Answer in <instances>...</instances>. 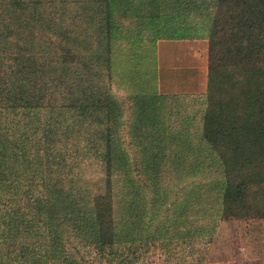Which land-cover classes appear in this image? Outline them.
Here are the masks:
<instances>
[{
    "label": "trees",
    "instance_id": "trees-1",
    "mask_svg": "<svg viewBox=\"0 0 264 264\" xmlns=\"http://www.w3.org/2000/svg\"><path fill=\"white\" fill-rule=\"evenodd\" d=\"M113 3L0 0V157L4 150L9 160L20 155L30 171L23 176L36 186L31 153L45 146V174L54 180L46 194L37 187L0 208V264H139L152 245L164 253L160 264L170 263L178 248L180 263L185 254L197 255L200 245H193L211 241L213 223L212 230L161 239L160 219L144 229L141 192L126 187L133 176L142 179L150 162L149 177L156 180L153 172L164 164L170 172L186 158L196 157L197 166L208 158L216 169L210 182L217 217L264 213V0H158L156 11L142 14L130 13L125 1L119 4L127 10L115 3L119 13L112 14ZM188 37L206 39L198 135L192 143L180 130L169 132L168 145L176 149L166 152L162 144V152H145L142 166L138 156L118 149L108 125L115 114L108 86L112 44ZM76 118L106 125L92 130L103 145L92 159L100 172L93 188L61 183L64 177L70 182L84 160L70 135ZM152 124L138 125L139 133L143 127L167 131ZM193 146L198 153L182 149Z\"/></svg>",
    "mask_w": 264,
    "mask_h": 264
},
{
    "label": "rangeland",
    "instance_id": "rangeland-1",
    "mask_svg": "<svg viewBox=\"0 0 264 264\" xmlns=\"http://www.w3.org/2000/svg\"><path fill=\"white\" fill-rule=\"evenodd\" d=\"M110 1L115 2L119 8L124 9L123 11L127 8L120 4L125 1L128 3L130 13L142 14L149 11L152 13L158 9V0ZM115 3L114 7L111 6L112 14L119 13ZM206 56L204 37H188L186 40L178 41L159 38L142 42L140 46L130 43L112 44L108 86L114 99L112 105L115 114L108 125L117 139L120 151L129 157L138 156L141 165L144 166L141 160L144 153L162 152V144L168 145V141L170 142L172 134L169 132L180 130L186 135L185 139L190 138L192 143L194 142V136H197L199 131L201 109L205 104L203 94L206 86ZM186 62L190 65L188 70L183 67V63ZM178 68H182L181 73H177ZM155 93L160 94L159 98L151 96ZM144 94L148 96H140ZM81 120L76 118L78 127L73 126L70 135L74 134L78 139L79 154L83 155L84 160L81 162L79 172L73 170L70 182L69 177L62 180L65 189L75 187V183L93 188L96 185L95 179L100 175L99 168L92 159L99 156L103 145L94 138L92 130H104L106 127L104 119L100 123L96 122L99 124L95 127L87 126ZM155 122L165 125L168 132L158 126V130L143 127L142 135L139 133L138 125L154 126L152 123ZM2 126L1 124V128ZM192 143L188 144L186 141L187 145ZM174 144H169L164 150L171 152L176 149ZM199 147L204 154L208 152L204 146ZM43 148H40L39 152H35L34 149L31 153L34 155L31 157L30 170L36 172L40 182L36 186L26 180L29 175L23 176L30 171L24 168L21 156L14 155V159L9 160L10 151L4 150L3 153L7 155L0 157V208L9 202L22 201L29 194L26 193L28 190L36 194V188L40 187L46 194L53 188L54 180L45 174L49 162L46 161ZM182 149L195 153L199 150L194 146ZM185 160L188 163L177 166L176 169L173 167L170 172L166 171L165 164L163 167L157 164L159 169L153 172L156 180L149 177L153 164L150 162L147 165L150 170L140 173L142 179L133 176V183L127 184L126 187V191L133 190L134 194L137 190L141 192L139 199L141 197V211L145 216L146 231L151 230L158 222L156 220H161L162 223L156 229L159 239L170 234L179 235L184 232L193 234L195 230H212L210 225L213 223L211 241L204 244L202 240L194 243L193 246L200 245L198 248H201L197 255L185 254L184 260L180 263L176 258L180 253L178 248L176 257L173 256L168 264H176L175 262L189 264L188 261L190 264H264V213L217 217L219 201L210 182L215 176L214 164L208 158L203 166L196 165V157ZM136 185H140V189H137ZM156 186L161 190L157 191L159 188L156 189ZM129 196H132L131 193ZM183 246L186 247L185 244ZM163 254L157 246L152 245L139 264H160Z\"/></svg>",
    "mask_w": 264,
    "mask_h": 264
},
{
    "label": "crops",
    "instance_id": "crops-1",
    "mask_svg": "<svg viewBox=\"0 0 264 264\" xmlns=\"http://www.w3.org/2000/svg\"><path fill=\"white\" fill-rule=\"evenodd\" d=\"M181 39H183V40H186V38H181ZM180 38H174V39H171L172 41H178V40H181ZM183 51H184V49H183ZM187 54H189V51L187 50ZM188 66H190V65H188L187 64V62L186 63H183V67H186V70H188L189 69V67ZM188 68V69H187ZM179 70H178V72L177 73H181L182 71H180L182 68H178Z\"/></svg>",
    "mask_w": 264,
    "mask_h": 264
}]
</instances>
